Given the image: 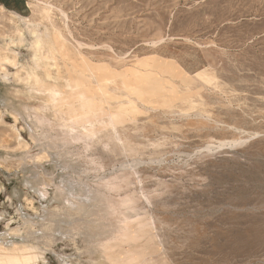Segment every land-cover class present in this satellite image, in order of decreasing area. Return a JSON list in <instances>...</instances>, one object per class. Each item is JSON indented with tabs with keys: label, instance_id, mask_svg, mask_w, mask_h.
Segmentation results:
<instances>
[{
	"label": "rangeland",
	"instance_id": "obj_1",
	"mask_svg": "<svg viewBox=\"0 0 264 264\" xmlns=\"http://www.w3.org/2000/svg\"><path fill=\"white\" fill-rule=\"evenodd\" d=\"M25 6L0 0V246L264 264V0Z\"/></svg>",
	"mask_w": 264,
	"mask_h": 264
},
{
	"label": "bare ground",
	"instance_id": "obj_2",
	"mask_svg": "<svg viewBox=\"0 0 264 264\" xmlns=\"http://www.w3.org/2000/svg\"><path fill=\"white\" fill-rule=\"evenodd\" d=\"M52 4V3H51ZM17 13V12H16ZM18 16V15H17ZM20 16V15H19ZM27 18V17H25ZM39 38V37H38ZM42 49V48H41ZM45 55V54H44ZM43 55V56H44ZM36 57V56H35ZM34 57V58H35ZM45 58V57H44ZM15 59V58H13ZM11 59L9 56L2 57L1 63L3 64H11L13 66L17 67V62L15 60ZM41 60V59H40ZM6 66L3 67V69ZM14 68V67H13ZM23 69V68H22ZM9 71L8 69H6ZM27 71V70H26ZM27 74V73H26ZM29 74V73H28ZM25 75V74H24ZM23 75V77H24ZM37 75V74H35ZM34 75V76H35ZM18 76V75H17ZM30 77V76H29ZM39 77V75H38ZM200 77V76H199ZM20 78V77H19ZM22 78V77H21ZM207 78V77H206ZM204 78V79H206ZM23 79V78H22ZM30 79V78H29ZM41 80V79H40ZM211 80V79H210ZM42 81V80H41ZM34 85V84H33ZM51 95L55 93L56 96H59V92L55 89H51L48 91ZM76 110L73 108L71 111ZM1 117V116H0ZM2 118V117H1ZM6 121V120H5ZM11 125V124H10ZM9 125V126H10ZM71 131H75L76 126H70ZM6 134V133H5ZM8 135V134H6ZM1 136V135H0ZM4 136V135H3ZM20 136V134H19ZM18 136V139H19ZM96 136V135H95ZM21 141V140H20ZM127 145V144H125ZM31 246V245H30ZM27 245L23 244H14L12 248L5 247V246H0V264H30L33 259V254L35 253L33 250L36 249L35 247L33 248ZM37 247V246H36ZM42 253V252H41ZM40 253V254H41ZM38 260V259H37ZM47 260V259H45Z\"/></svg>",
	"mask_w": 264,
	"mask_h": 264
},
{
	"label": "trees",
	"instance_id": "obj_3",
	"mask_svg": "<svg viewBox=\"0 0 264 264\" xmlns=\"http://www.w3.org/2000/svg\"><path fill=\"white\" fill-rule=\"evenodd\" d=\"M14 1L18 4L17 6L12 5L11 2H10V0H2V3L4 5H6L10 9H14V10H18V11L23 12L24 11V8H26V6H25V0H14ZM21 3H23V5H24L23 8H21L19 6V4H21Z\"/></svg>",
	"mask_w": 264,
	"mask_h": 264
}]
</instances>
